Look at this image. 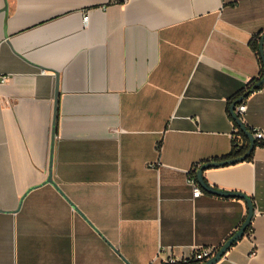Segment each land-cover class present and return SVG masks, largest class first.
Returning a JSON list of instances; mask_svg holds the SVG:
<instances>
[{"label": "crops", "instance_id": "1", "mask_svg": "<svg viewBox=\"0 0 264 264\" xmlns=\"http://www.w3.org/2000/svg\"><path fill=\"white\" fill-rule=\"evenodd\" d=\"M260 31L264 0H0V264L221 247L247 203L193 197L189 173L231 152L228 104L260 77ZM244 102L264 131V85ZM204 177L255 205L253 237L216 264H264V145Z\"/></svg>", "mask_w": 264, "mask_h": 264}, {"label": "water", "instance_id": "2", "mask_svg": "<svg viewBox=\"0 0 264 264\" xmlns=\"http://www.w3.org/2000/svg\"><path fill=\"white\" fill-rule=\"evenodd\" d=\"M260 55L264 60V34L262 35V38L260 41ZM262 85H264V76L255 84V87H260ZM247 94L248 93H246V95ZM246 95L241 97L239 100L240 101L244 100ZM58 100H59V87L57 86L56 94H55V110H54V120H53V129H52V147L54 145V139L56 136ZM231 112L233 113L234 117L237 119L242 130L249 137L250 143H249L248 150L242 156L237 157V158H231V159L223 160V161H208V162L203 163L197 171V179H198V182H199L201 188L203 190L209 192V193H213V194H217V195H221V196H225V197H239V198L244 199L245 202L247 203V206H248V213H247L246 218L243 221L242 225L240 226V228L229 239H227V241L218 249L216 254L213 257H211L209 260H207L203 263H198V264H216L225 255L227 250L237 240H239L240 238H242L245 235L247 228L252 223V219H253V216L255 213V205H254L253 199L249 195H247L246 193H244L242 191L225 190V189H220L218 187H214V186L210 185L204 177V171L208 168L223 166L226 164H233V163L245 160L248 156L251 155V153L255 147L256 139L254 137V134H252L247 129L245 123L239 117L238 113L236 112V104L235 103L232 104V106H231ZM47 181L56 185L55 181L53 180L52 158H51V162H50L49 175H48Z\"/></svg>", "mask_w": 264, "mask_h": 264}, {"label": "built area", "instance_id": "3", "mask_svg": "<svg viewBox=\"0 0 264 264\" xmlns=\"http://www.w3.org/2000/svg\"><path fill=\"white\" fill-rule=\"evenodd\" d=\"M83 21L88 23L89 13L88 11L84 12ZM254 37V35H253ZM8 80L7 76H3L1 81L5 82ZM247 105L245 102H241L236 106V112L242 115L246 111ZM237 129L235 128V131ZM254 137L258 141H264V131L262 129H254ZM203 163H198L195 165L189 173V181L193 190V197H199L204 193V190L201 188L198 179L197 171ZM250 237H253V228L250 227L247 231ZM220 247H195L188 252L182 254H175L170 249L167 250L168 254L165 257H162V252L165 250L164 247L160 248L156 256L148 264H198L203 263L213 257Z\"/></svg>", "mask_w": 264, "mask_h": 264}, {"label": "trees", "instance_id": "4", "mask_svg": "<svg viewBox=\"0 0 264 264\" xmlns=\"http://www.w3.org/2000/svg\"><path fill=\"white\" fill-rule=\"evenodd\" d=\"M264 34V32L260 31L258 33H256L252 39V46H253V49L256 51V53L259 55V60H260V63H261V74H260V77L258 78H253L251 79V81L244 87L242 88L240 91H238L231 99V101L229 102L228 104V111H229V115L231 116L233 122H234V125H235V128L237 129L235 131V135H234V141H233V148L231 150V152L226 155L225 157H223L222 159L223 160H228V159H231V158H237V157H240L242 156L244 153H246V151L248 150L249 148V143H250V140H249V137L247 136V134L242 130V128L240 127L237 119L234 117L233 113L231 112V106L232 104H236V106L241 103V102H244V100L249 96L251 95L253 92H255L256 90L260 89L262 86L260 87H255V84L264 76V60L263 58L261 57L260 55V41H261V38H262V35ZM246 93H248L246 95ZM244 95L245 98L244 100L240 101L239 99L241 97H243ZM239 117L241 118L242 116L240 114H238ZM242 119V118H241ZM246 125V124H245ZM247 129L252 133L254 134V128H251L249 127L248 125H246ZM261 145H264V141H258L256 140V144H255V147L251 153L250 156H248L245 160H250L253 158V155H254V152H255V149L258 147V146H261ZM252 226V223L251 225L247 228L246 232L248 231V229Z\"/></svg>", "mask_w": 264, "mask_h": 264}]
</instances>
